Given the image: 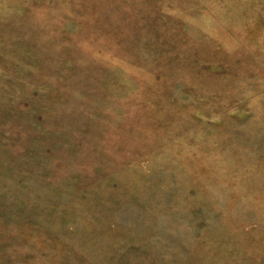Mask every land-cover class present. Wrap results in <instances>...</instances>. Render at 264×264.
Segmentation results:
<instances>
[{
  "label": "rangeland",
  "instance_id": "rangeland-1",
  "mask_svg": "<svg viewBox=\"0 0 264 264\" xmlns=\"http://www.w3.org/2000/svg\"><path fill=\"white\" fill-rule=\"evenodd\" d=\"M0 264H264V0H0Z\"/></svg>",
  "mask_w": 264,
  "mask_h": 264
}]
</instances>
